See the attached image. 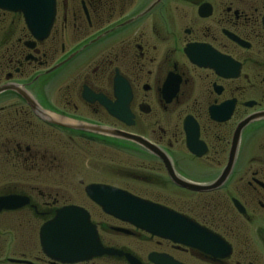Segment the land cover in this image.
Returning a JSON list of instances; mask_svg holds the SVG:
<instances>
[{"label":"flooded vegetation","instance_id":"flooded-vegetation-1","mask_svg":"<svg viewBox=\"0 0 264 264\" xmlns=\"http://www.w3.org/2000/svg\"><path fill=\"white\" fill-rule=\"evenodd\" d=\"M263 13L264 0H54L48 35L36 40L22 13L0 8V197L27 199L17 209L0 211V264H62L41 252L38 233L56 210L74 204H59L50 192L33 196L34 188L21 189L25 172L43 171L41 164L47 163L35 139L39 126L63 132L70 141L75 136L107 145L115 154L145 155L149 161L140 167L147 175L130 173L127 179L150 187L156 186L152 179L162 180L179 195L177 209L107 183L91 184L122 189L174 211L195 226L194 239L201 243L194 248L146 234L103 213L83 190L96 213L74 206L88 213L102 248L140 264H153L151 253L161 255L162 264H264V117L240 130L230 169L215 184L232 158L238 123L264 112ZM232 60L240 64L237 78L219 77L209 68L227 67ZM31 106L73 125L141 137L163 153L182 182L215 186H178L160 159L138 145L48 123ZM190 123L197 128L201 145L196 151L202 154L186 148L184 126L190 129ZM251 130L257 142L247 151ZM252 154L257 155L247 161ZM51 164L49 159L48 169ZM30 226L37 253L18 243V231ZM142 234L157 247L145 251L147 242L137 243ZM68 264L129 263L124 256L103 254Z\"/></svg>","mask_w":264,"mask_h":264},{"label":"water","instance_id":"water-1","mask_svg":"<svg viewBox=\"0 0 264 264\" xmlns=\"http://www.w3.org/2000/svg\"><path fill=\"white\" fill-rule=\"evenodd\" d=\"M0 8L9 12H20L29 33L36 40L47 37L54 17V0H0ZM264 29V13L262 16ZM199 64V63H198ZM201 66V65H199ZM210 69L222 78H237L240 74V64L232 60L224 65L212 64ZM225 106V104H223ZM234 101L228 102L227 116L231 113ZM44 121L64 128H73L95 132L105 136L118 137L137 144L150 154L156 156L164 164L170 180L178 185L192 190H208L223 181L225 172L230 169L234 152L238 143L240 130L253 120L264 117V112L248 116L236 126L232 139V158L229 159L227 169L215 184L210 187H198L182 182L172 173L170 165L163 153L145 139L119 131H110L85 124H70L61 119H54L43 111L31 106ZM109 114L113 111L106 107ZM184 126L186 148L191 154L199 155L201 143L198 141L197 128L190 123V129ZM204 149L203 146L200 150ZM85 195L107 215L151 236L169 240L175 244L199 248L201 243L194 239L197 232L195 226L177 213L156 203L138 198L126 191L100 184H89L84 187ZM27 203V199L20 196L0 197V211L14 210ZM41 252L50 260L62 264L76 263L89 260L103 254L110 256H124L129 264H140L134 257L122 254L120 251L104 249L100 245L94 225L89 220L88 213L74 205L64 206L55 211L54 216L45 222L38 233ZM153 264H162V256L151 253L148 257Z\"/></svg>","mask_w":264,"mask_h":264},{"label":"rangeland","instance_id":"rangeland-1","mask_svg":"<svg viewBox=\"0 0 264 264\" xmlns=\"http://www.w3.org/2000/svg\"><path fill=\"white\" fill-rule=\"evenodd\" d=\"M242 73L245 74L246 70L243 69ZM254 96L251 93L248 95L249 99H254ZM34 129L35 139L42 143V148L46 151L45 159L47 163L46 165L41 164L45 166L43 171L36 172L29 170L24 174L22 179L24 181V187L21 189L28 192L29 188H34L35 193H33V196H35L36 191L50 192L51 197L57 199L59 204H74L91 210V212H95V207L85 198L83 188L85 185L100 182L126 189L136 196L162 205L173 206L176 209L177 205L179 206V195L171 186L164 184L162 180L152 179V183H155L156 186L150 187L149 184H138L127 179L126 174H146L147 170L140 167L141 165L146 166L147 161H149L145 155L136 154L135 152L129 154L123 150H121L122 153L115 154L111 149L106 147L107 145L103 146L92 142L83 143L81 138L75 136L72 138L73 140L70 141L69 136L65 133L46 129L42 126H39V129ZM138 133H146L149 135L148 132L144 131ZM246 135V140L249 141L246 150H255L257 142L255 132L251 130L250 132L248 131ZM252 139L255 140L253 141ZM121 143L122 145H128L123 141H121ZM179 149L181 148L179 147ZM133 154H136L137 158H132ZM256 155L257 154H252L247 161L256 157ZM54 156L56 157L55 160L52 159ZM49 159H51L52 164L48 169L47 165ZM117 167L120 168L118 169ZM155 167L159 168L158 165H155ZM37 227L35 223V225H33L35 231ZM5 228H3V231L7 230ZM33 228H25L20 231H18V229L9 228L8 231H18L20 233L17 237L18 243L24 246V249H26L25 251H34L37 253L39 247L36 237H34V235V238L30 236V230ZM22 235H24V237H20ZM142 235L144 236L143 239L139 240L137 243L142 245V243L146 241L147 243L143 244L145 251L157 247L155 240L150 241L145 234ZM149 241L151 244L148 243Z\"/></svg>","mask_w":264,"mask_h":264}]
</instances>
